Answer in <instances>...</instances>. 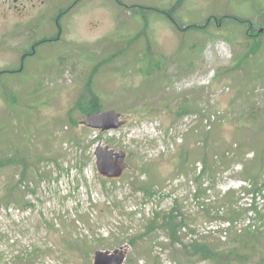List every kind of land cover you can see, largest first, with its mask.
<instances>
[{"label":"rangeland","instance_id":"rangeland-1","mask_svg":"<svg viewBox=\"0 0 264 264\" xmlns=\"http://www.w3.org/2000/svg\"><path fill=\"white\" fill-rule=\"evenodd\" d=\"M73 1L0 17V264H264V0H87L46 42ZM91 93L121 128L82 124Z\"/></svg>","mask_w":264,"mask_h":264},{"label":"water","instance_id":"water-1","mask_svg":"<svg viewBox=\"0 0 264 264\" xmlns=\"http://www.w3.org/2000/svg\"><path fill=\"white\" fill-rule=\"evenodd\" d=\"M121 114L114 111H105L92 113L82 122L90 129L108 132L117 130L123 126ZM97 167L99 173L109 179H118L124 173L123 162L127 154L125 152H116L108 146L99 144L96 148ZM129 249L123 247L115 251H97L95 253L94 264H125Z\"/></svg>","mask_w":264,"mask_h":264},{"label":"flooded vegetation","instance_id":"flooded-vegetation-1","mask_svg":"<svg viewBox=\"0 0 264 264\" xmlns=\"http://www.w3.org/2000/svg\"><path fill=\"white\" fill-rule=\"evenodd\" d=\"M87 0H74L71 5L65 9L61 10L54 21L55 35L52 38H48L45 41L48 43H55L60 41L64 28L61 24V21L66 18L71 12L76 8H81L80 5L85 3ZM115 4L111 1L110 4H105V9L109 12L110 15L115 17L117 23L118 19H121L120 12L117 8V5L122 6V0H114ZM46 0H0V17H1V26L6 27V25L11 24V19L17 18L18 20L32 19L38 14H43L45 11ZM82 9V8H81ZM39 42L31 47L30 50L24 52L22 56V68L23 63L29 57H33L36 54V50Z\"/></svg>","mask_w":264,"mask_h":264},{"label":"trees","instance_id":"trees-1","mask_svg":"<svg viewBox=\"0 0 264 264\" xmlns=\"http://www.w3.org/2000/svg\"><path fill=\"white\" fill-rule=\"evenodd\" d=\"M256 50H257V47L254 49V51H252V54L251 55H255L256 54ZM91 96L92 97L88 101V105L90 106L91 112H93V113H99V111H100V105H101V100H100V98L96 94H92L91 93ZM213 147H214V145H213ZM183 156L184 155H181V158H183ZM206 169L207 168L204 167V169H203V171H202V173L200 175L201 176V179H202V177L203 178L205 177V175L207 173ZM247 185L249 187H251L250 188L251 189L250 190L251 192H254L255 191V190H253V187L255 186L254 184L253 185H250L249 183H247ZM212 189H214V188H211L210 186H205V183H202L200 185V187H199V190L196 193V196H197L198 200H203V210L205 212H207V213H210V209L209 208H210V206H212V201H210L209 198H207V199L204 200V198L208 196V194L212 191ZM157 217H159V216H157ZM158 220H160V218H157V221Z\"/></svg>","mask_w":264,"mask_h":264}]
</instances>
